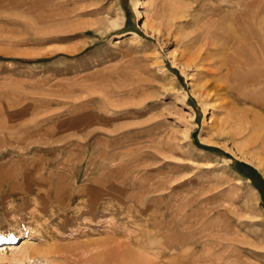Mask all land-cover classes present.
Masks as SVG:
<instances>
[{"label":"rangeland","instance_id":"rangeland-1","mask_svg":"<svg viewBox=\"0 0 264 264\" xmlns=\"http://www.w3.org/2000/svg\"><path fill=\"white\" fill-rule=\"evenodd\" d=\"M115 229L264 264V0H0V264Z\"/></svg>","mask_w":264,"mask_h":264},{"label":"bare ground","instance_id":"bare-ground-1","mask_svg":"<svg viewBox=\"0 0 264 264\" xmlns=\"http://www.w3.org/2000/svg\"><path fill=\"white\" fill-rule=\"evenodd\" d=\"M240 121L242 120L234 117V124L237 125V122H240ZM256 121H259L257 117H254L251 121H247V119L245 120L247 124L251 123V126H253L256 123ZM101 185L102 187H105V182L103 181ZM90 192H91L90 195H88L89 200L85 202V204L89 206L91 204H94L96 201V197H94L93 190L91 189ZM78 195L74 196L73 194H71L67 196L69 199H72L75 201L80 197ZM98 195L101 196L100 193H98ZM97 199H99V197ZM36 211L39 212L38 210ZM60 229L62 228L61 227L55 228V230L58 232L60 231ZM121 234L123 235L124 231L120 229L118 231V229H115V231H112V234L106 233L99 240L83 242V243H76L73 245L66 244L67 241L64 239H60L59 241H57L58 238H56L53 235L52 236L50 235L51 237L50 239L53 241L52 244L50 245L44 244L43 246H40L38 248L31 247V249H25L24 252L21 253L20 255H21L22 260L31 258V259H35L36 261L37 260H41V262L44 261L45 263H49V260L52 258L60 257V258H63L64 264H159V263H156V261L148 260L147 258H145V256H143L144 254L140 246L138 247V249L140 250L139 252L134 251L130 247L133 245L138 246V244H140L139 239H132L131 242L129 241L130 243L128 242L126 243L123 240L121 241L120 238H118L119 236H121ZM158 256H160L159 253L156 254V257L154 258H158V259L161 258ZM180 260H183V258H180ZM166 264H171V263H166Z\"/></svg>","mask_w":264,"mask_h":264}]
</instances>
